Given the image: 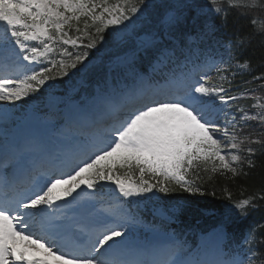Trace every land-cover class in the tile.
I'll list each match as a JSON object with an SVG mask.
<instances>
[{
    "label": "snow or ice",
    "instance_id": "6c2138e0",
    "mask_svg": "<svg viewBox=\"0 0 264 264\" xmlns=\"http://www.w3.org/2000/svg\"><path fill=\"white\" fill-rule=\"evenodd\" d=\"M144 3L145 0H0V66L7 68L17 57L36 62L52 50L51 45L44 43L41 51L37 46L29 49L26 42L53 41L54 33L60 34L63 45H77L79 37L71 38L65 29L74 28L79 33L81 22L86 32L94 27L97 36L88 32L91 42L86 46L94 48L105 28L131 21L142 11ZM208 5V12L220 15L226 22L228 8L255 10L264 8V0L259 4L257 0H208ZM189 9L194 12L193 24L207 14L191 0H175L162 13L159 31L140 40L137 52L165 55L168 50L165 41L175 40ZM252 23L257 33L264 35V24L257 25L255 20ZM215 30L211 21H205L194 39H210ZM246 41L247 37H237L235 46L243 47ZM232 46L230 42L225 48L230 50ZM64 54L72 55L66 50ZM87 57V52L75 54L70 65L61 60L22 79L2 75L0 100H20L54 79V69H61V74L67 76L69 67L75 69ZM227 63L221 58V65ZM216 71L227 72V68L217 66ZM254 79L264 82V74ZM210 80L206 73L189 86L186 77L174 75L163 85L141 87L125 94L115 102V111L108 113L111 122L94 126L68 150L67 157L58 158L61 165L76 160L67 172L40 173L35 163L25 164L15 157L9 162L5 153V162L0 166V264H254L257 252L251 246V234L240 245L242 252L225 250L227 218L217 224L206 238L207 243L193 249L174 235H169L164 243L137 244L133 236L139 221L119 206L98 209L94 204H86L80 215L58 214V201L72 196L82 186L95 190L101 181L114 182L124 197H132L151 193L153 189L166 193L171 181L184 191L199 192V187L190 184L185 175L201 167L207 170L209 165L213 172L240 175L241 169L233 164L238 165L241 157L233 150L238 153L244 141L238 142V120L230 109L247 93L231 95L232 82L227 75L220 77L219 84ZM224 81L229 87L224 86ZM261 87L264 88V83ZM223 106H228V110ZM253 107L264 109V104ZM235 111L241 113L239 120L264 124V110L254 116L242 108ZM252 143L264 146L261 139ZM245 152L249 157L247 164L252 167L255 149L247 147ZM120 170L138 171L139 181L127 175L121 178ZM148 174L155 183L145 178ZM57 189L61 192L57 193ZM257 199L264 200V192L242 199L234 207L246 216L249 208L258 207L254 202ZM100 216L103 221L97 219ZM95 225L102 230H95ZM33 227L43 235L37 236L31 230ZM66 238L74 243L73 254L61 251L66 247L63 243Z\"/></svg>",
    "mask_w": 264,
    "mask_h": 264
},
{
    "label": "trees",
    "instance_id": "16d2710c",
    "mask_svg": "<svg viewBox=\"0 0 264 264\" xmlns=\"http://www.w3.org/2000/svg\"><path fill=\"white\" fill-rule=\"evenodd\" d=\"M206 2L208 3V0ZM259 3L260 0H257V4ZM253 20L257 22V25L264 24V8L255 10L234 8L232 16L229 18V24L235 42L237 37H247L243 51L248 59L245 56H242L241 59L248 61L251 72L259 76L264 74V35L257 33L252 23ZM94 30L89 31L92 37L97 36ZM103 34L104 32L101 35L103 36ZM82 35L86 41L90 40L89 35ZM52 75L54 78L58 77L54 73ZM250 135L261 136L259 139L264 140V128L255 125ZM253 149H255V154L251 157L253 166H248V156L244 161L242 158L241 165L237 166L241 169V174L235 177L231 173L213 172L210 165L207 166V170L204 167L198 168L194 177L200 186V191L194 193L191 200L199 208L224 212V207L231 202H238L254 195L259 196L264 192V146L256 144ZM254 202L258 207L248 212L246 223L254 238L253 243L257 249L258 264H264V200L257 199Z\"/></svg>",
    "mask_w": 264,
    "mask_h": 264
},
{
    "label": "rangeland",
    "instance_id": "374dc122",
    "mask_svg": "<svg viewBox=\"0 0 264 264\" xmlns=\"http://www.w3.org/2000/svg\"><path fill=\"white\" fill-rule=\"evenodd\" d=\"M117 26V25H116ZM116 40H119L129 34H131V31H132V28H133V24H131V22L129 21H125L124 24L122 25H118L116 27ZM99 56V55H98ZM121 59H119L118 61H120ZM130 60L131 58L127 57V58H124L123 60L120 61V64L117 66V67H112V68H109L107 70V72L110 74V76H112V73L115 72V75L113 77H121L123 74H125L124 70H126V72H128L130 69L128 67V65L130 64ZM99 61V58L95 59V60H90L87 62V66H91L93 64H96L98 63ZM118 61H115V62H118ZM113 62V63H115ZM6 101L7 100H0V109H2V114H1V111H0V115H5V117H7L8 115H10V108H8L6 106ZM99 186H103V182H101L99 184Z\"/></svg>",
    "mask_w": 264,
    "mask_h": 264
}]
</instances>
